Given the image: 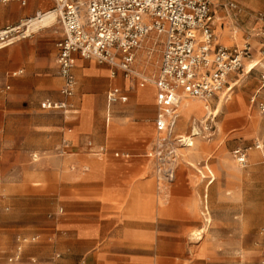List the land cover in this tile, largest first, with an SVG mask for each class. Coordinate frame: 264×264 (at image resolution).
<instances>
[{"label":"crops","instance_id":"1","mask_svg":"<svg viewBox=\"0 0 264 264\" xmlns=\"http://www.w3.org/2000/svg\"><path fill=\"white\" fill-rule=\"evenodd\" d=\"M229 1L222 0L221 4L226 9L215 11L213 17L216 42L230 48L248 43L252 56L244 62L245 68L241 72L229 77L231 90L224 94L226 97L237 85V81H232L233 76L241 74L255 91L262 83L259 75L264 74V20L254 22L247 17L244 19L245 28H232L226 18V10L231 9L229 5L232 4ZM254 1L259 2V7L264 4V0ZM50 6L51 9L41 10ZM53 8L54 0H26L25 6L16 2L0 3V32L23 25L35 19L38 13H52ZM222 21L227 22L222 25ZM252 31L261 32L262 36L256 38L257 34L249 33ZM61 37L62 30L54 35L30 34L8 46H0V143L5 139L9 125L16 122L24 125L23 132L27 134L24 141L28 142H22L19 148L27 156L53 147L56 152L67 135L71 140V152L59 156L65 158L64 161L53 159L47 164L48 171L65 183L64 203L78 206V209H68L60 224L62 235L81 244L82 251L89 254H120L116 258L117 264H148L150 257L145 254L150 253L152 248L159 252L165 238H179L182 245L183 238L190 235L193 214H187L186 210L190 208L192 211L198 206L202 194L207 193V188L214 181L208 167H204L208 171L205 178L197 168V164L220 139L218 133L206 141L210 133L202 130L214 114L211 111L206 116L212 100H191L194 103L190 106L185 104L181 110L178 107L173 137L182 136L177 133L185 132L188 125L189 135L186 138L194 140L196 146L192 151V145L178 149L185 152L179 164L176 162L173 181L166 182L157 172L154 157L159 133L155 127L157 106L153 84L125 92L128 102L108 109L106 95L116 81L110 76L112 68L95 60L77 57L75 96L71 100L74 110L67 115L71 119L41 108L45 99H61L59 91L63 83L56 64V43ZM245 64L251 66L246 68ZM118 80L123 85L127 83L124 78L118 77ZM243 115L240 103L233 108L224 106L223 123L234 126V136L238 138L248 135L240 121ZM204 117V121L195 120ZM208 123L210 125L211 122ZM202 131L208 135H202ZM262 137L264 135L258 139ZM33 140L43 144L34 146ZM88 142L95 149L104 148V153L99 156L89 153L86 149ZM77 150L82 152L81 156H78ZM254 153L264 152H249V158ZM177 157L180 158V154L177 153ZM67 162H72L70 165L74 164L79 170H64ZM14 171L27 170L25 165H21ZM203 179L207 180L206 185H203ZM210 179L212 182H209ZM26 185L22 180L17 187L24 188ZM167 223L174 226L168 230Z\"/></svg>","mask_w":264,"mask_h":264},{"label":"rangeland","instance_id":"2","mask_svg":"<svg viewBox=\"0 0 264 264\" xmlns=\"http://www.w3.org/2000/svg\"><path fill=\"white\" fill-rule=\"evenodd\" d=\"M229 2L236 6L235 9L226 10V18L232 28H245L244 19L247 17L254 22L264 20V4L259 7L257 4L259 2L254 0ZM221 3L222 0H211L212 21L215 11L226 9ZM51 8L52 6L41 10ZM224 22L227 21H222V25ZM29 33L54 35L61 33V27L56 19L50 27L39 31L30 29L26 35ZM249 33L257 34L256 38L262 36L261 32ZM245 45L243 43L238 48ZM249 47L252 52L251 45ZM159 65L160 46H154V39L150 38L141 45L134 63L135 72L146 79L145 87L153 84ZM245 65L246 68L251 66ZM118 77L124 78L122 73L116 72L114 77L116 81L110 88L124 87L122 88L124 92L143 89L139 87L140 79L134 82L125 79L127 83L123 85ZM259 77L261 80V75ZM234 80L237 81V85L232 93L227 97L221 94L219 98L212 100L211 109L209 108L206 114L207 116L211 111L214 113L208 121L211 122L210 125L207 122L203 129L200 128L204 130L206 126H213V131L208 133L209 135L202 131L204 133L202 135L209 136L206 141L218 133L220 139L197 164L202 177H207L209 171L214 181L207 188V193L202 194L198 206L192 211L190 208L186 210L187 214H193L190 235L183 238L182 245L179 238H165L159 252L152 248L150 253L145 254L150 257L148 264H264V153H254L244 169L235 164L231 154L238 147H246L250 153L257 152L253 144L264 135V115L259 110V103L264 101V88H261L264 82L261 80L258 89L252 91L250 83L248 84L241 74L233 76L232 81ZM184 103L194 102L183 99L179 110ZM238 103L244 112L240 121L244 130L248 131V135L241 138L234 136L236 134L233 131L234 126L229 127V124L223 123L224 106L233 108ZM205 117L195 120L204 121ZM67 118L71 119L69 116ZM23 127L20 122L9 125L5 139L0 143V264H117L116 258L120 254L115 252L89 254L82 251L81 244L62 235L63 227L60 224L67 216L68 209H78V206L64 203L65 183L61 182L59 177L56 178V174L48 171L50 168L47 164L53 159L64 161L65 158H60L54 147L41 153L35 151L28 156L23 154L19 149L20 145L22 142L23 144L28 142L24 141L27 134L23 132ZM188 132L187 125L185 132L177 135L186 138ZM64 138L70 140L67 135ZM192 141L194 146L190 151L196 146V142ZM32 144L40 146L43 143L33 140ZM76 152L78 156L82 155L80 150ZM184 152L177 151L180 154L177 164ZM71 163L67 162L64 170L78 171L79 168L74 164L70 165ZM21 165H25L27 171L15 172L14 170ZM204 167H208V171ZM22 180L27 185L18 188L17 184ZM206 183L207 180L203 179V185ZM204 196L207 197L204 199ZM167 226L170 230V226L174 224L167 223ZM19 249L20 259L10 262L9 259L14 258Z\"/></svg>","mask_w":264,"mask_h":264},{"label":"built area","instance_id":"3","mask_svg":"<svg viewBox=\"0 0 264 264\" xmlns=\"http://www.w3.org/2000/svg\"><path fill=\"white\" fill-rule=\"evenodd\" d=\"M10 2L26 5V0H0L4 4ZM210 5L211 0H54L51 12L62 30V37L56 43V64L63 84L59 91L61 99H45L41 108L64 117L74 110L71 100L75 96L77 57L107 64L112 68V77L120 71L124 79L133 82L140 79L139 87H144L146 79L133 66L141 45L153 38L154 46H160L159 71L152 82L156 88L155 127L159 133L154 157L160 178L172 182L178 147L192 145L188 138L173 137L181 100L209 102L229 92V77L241 72L244 62L252 56L247 44L243 48L217 44ZM229 7L236 8L233 3ZM40 15L36 14L35 18ZM29 22L1 31L0 46L29 36L31 33L26 35L27 27H24ZM261 80L264 82V74ZM106 101L109 109L126 104L128 96L122 88L114 86L107 92ZM259 110L264 115V101L259 103ZM204 131L211 133L213 128L206 126ZM253 148L264 152V137L257 139ZM86 149L95 156L104 153V148L95 149L91 142ZM70 152L69 141L62 139L57 155ZM232 157L244 169L249 150L238 147L232 151ZM20 251L9 261H18Z\"/></svg>","mask_w":264,"mask_h":264},{"label":"bare ground","instance_id":"4","mask_svg":"<svg viewBox=\"0 0 264 264\" xmlns=\"http://www.w3.org/2000/svg\"><path fill=\"white\" fill-rule=\"evenodd\" d=\"M55 20H56L55 13H48V14L40 15L39 18H35L33 20H30V22L27 24V26H29V27H28V30L26 31V33H28L30 29L32 31H38L40 29L48 28L55 22ZM27 26H24V27H27ZM190 100L205 102V101L196 100V99H190ZM181 102H180V104H181ZM180 104H179V107H180ZM185 104H189V106L191 105V103H184L182 105V107H184ZM182 107H181V109H182ZM205 108H208V107L205 106ZM188 142H192V140L189 139ZM192 146H194L193 142H192Z\"/></svg>","mask_w":264,"mask_h":264}]
</instances>
